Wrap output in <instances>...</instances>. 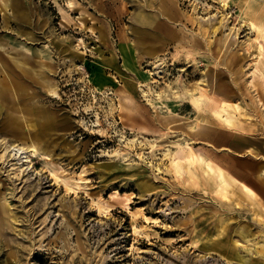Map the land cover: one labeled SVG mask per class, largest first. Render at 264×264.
<instances>
[{
    "label": "rangeland",
    "instance_id": "rangeland-1",
    "mask_svg": "<svg viewBox=\"0 0 264 264\" xmlns=\"http://www.w3.org/2000/svg\"><path fill=\"white\" fill-rule=\"evenodd\" d=\"M225 1L0 0V80L24 88L0 97V264H240L205 249L222 217L239 256H259L264 202L258 227L254 194L229 208L219 172L264 162V0ZM17 116L41 154L12 148Z\"/></svg>",
    "mask_w": 264,
    "mask_h": 264
},
{
    "label": "bare ground",
    "instance_id": "bare-ground-1",
    "mask_svg": "<svg viewBox=\"0 0 264 264\" xmlns=\"http://www.w3.org/2000/svg\"><path fill=\"white\" fill-rule=\"evenodd\" d=\"M222 1H223V5L227 7L228 6L227 2L225 0H222ZM149 17H151L150 14L141 13V12L137 14V18H139V19H145L146 20ZM218 27H219L218 25L215 26L214 30L216 31L218 29ZM155 56H156V62L158 61L156 66L158 67V69L160 68V70H161L160 64H163L164 60H163V58H161L157 54H155ZM17 66L19 68H16L13 70L15 74H23V72H28L26 69H23L18 63H17ZM229 66H230V64H229ZM160 70H159V72H161ZM214 78H215V75H214V77H212V76L210 77V80H209L210 84L212 83V80ZM7 80H9V79H7ZM12 83L15 84V86H17L18 89H21V90L24 89L23 86L19 82H17V80L14 78H11L10 84H7V82L5 83L2 80H0V97H4L9 93V90H11L13 88ZM211 85H212L213 90L215 92L220 93V94L226 93L221 84H219V83L215 84L214 83V85L213 84H211ZM50 89L53 91L54 87L50 86ZM141 89L143 90V94L147 97L149 95L148 91L145 90L144 88H141ZM158 95L161 96L160 93H158ZM194 95L195 94L191 92L189 95V98L195 104L201 105L202 101H204L205 99H203L201 96L195 97ZM147 99L150 102H153V100L150 97H147ZM224 100H227L226 96H224ZM112 108H113V106H111V109ZM32 111H33L32 112L33 114H36V115L41 114L40 109L32 108ZM19 117L20 116H17V118L16 117L8 118L6 120V123H5L6 129L8 131H10V133L12 134V137L14 139H17V140L20 137L21 141L23 142L22 146H19L18 144H14L12 148L13 149L18 148V149H22L24 151H27L30 148V151H33V154H41L40 150H39L40 147H39V145H37V141H38V137H39L38 134L35 135V139L31 140L32 143L26 147V143L30 140V136L23 129V126H21L22 123L20 122V120H18ZM45 117H46L45 120H47L48 117L47 116H45ZM202 118H203L202 119L203 120V126L201 129L198 128L199 129L198 131L201 134V136L206 138L207 136L211 135L214 131H216V133H215L216 142L219 143L220 145L224 144L225 143V137H224L223 132L219 128L216 129L214 127L213 122L209 123V119L207 116H203ZM230 121H231V123L230 122L229 123L231 125H233L236 128H239L237 126V122H235L234 120H230ZM27 122L33 126L52 127V126H50L51 125L50 122H48V121L42 122V121L38 120L37 117L29 118V119H27ZM136 140L137 139L134 138L132 140V142H134ZM229 148L230 147L224 146L222 149H229ZM229 150H231V149H229ZM254 151H250L248 153L249 155L253 156V160L251 159L252 161H247V162L241 161V159L243 157L240 155L236 156V158L228 156V157L232 158V162L230 163V169L232 172L230 173L229 171L221 170L219 172V175H220V179L222 180V182H224L227 185L225 187V191H224L225 193L224 194H225L226 198L229 199V201H230L229 203L226 201L224 203L228 204L229 208H231V206H232V207H234V210H236V211L240 210V211H238L240 214L247 213V210H246L247 208L242 203V201L248 199L249 195L254 194L255 205H254V208L252 210L254 213V221L257 222L255 224H257V226L259 227L260 224L262 223V219H261V215H260V213H261V203L260 202L261 201L264 202V162H262V160L260 158L259 159L257 158V156H259V154L256 153L257 151L256 152H254ZM247 163H248V165H247ZM208 166H210L212 168V166L210 164H208ZM241 177L247 181L250 180L257 188L260 187V188H258L259 194L261 193L263 195V198H260L258 193L256 194L255 189L252 186H250L246 181H244ZM209 179H212L211 174L209 176ZM227 179L229 181H227ZM217 181H218V179H217ZM66 184H67L68 188H73V186H72L73 183H70L67 181ZM217 184H218V182H217ZM0 191H1V189H0ZM229 195H231V196L229 197ZM129 199H131V198H129ZM107 204H109V203H107ZM98 207H99V211L103 212V213L108 212V210H109V207L105 206L102 203H99ZM9 215H10L9 206L7 205L5 200L2 199L1 194H0V232L4 229L5 225L8 223ZM239 229H240L239 234L242 237H246V230H247L246 227L242 225ZM216 233H217V235H215V236H217V238H215L211 242H207V244L205 245V249H212V250L218 252L222 258L228 259L229 261H231V260H238L239 261L240 260L241 261L240 264H247L246 259L239 256L237 250L235 249L234 242L232 241L231 237H229V234H228L229 233V222H226V217H222L221 221H219V227L216 228ZM213 235H214V233H213ZM254 244L256 246L255 252L257 254H259V256L257 258H254V259L253 258L250 259L251 260L250 264H264V243H260L259 241L258 242L256 241V242H254ZM248 250L254 252L253 250H251V248H249Z\"/></svg>",
    "mask_w": 264,
    "mask_h": 264
},
{
    "label": "crops",
    "instance_id": "crops-1",
    "mask_svg": "<svg viewBox=\"0 0 264 264\" xmlns=\"http://www.w3.org/2000/svg\"><path fill=\"white\" fill-rule=\"evenodd\" d=\"M148 7V6H147Z\"/></svg>",
    "mask_w": 264,
    "mask_h": 264
}]
</instances>
